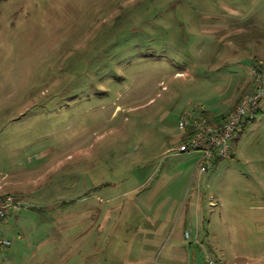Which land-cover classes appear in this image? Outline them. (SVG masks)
<instances>
[{
    "label": "rangeland",
    "instance_id": "1",
    "mask_svg": "<svg viewBox=\"0 0 264 264\" xmlns=\"http://www.w3.org/2000/svg\"><path fill=\"white\" fill-rule=\"evenodd\" d=\"M262 57L264 0H0V264H264V101L204 177L172 151Z\"/></svg>",
    "mask_w": 264,
    "mask_h": 264
},
{
    "label": "built area",
    "instance_id": "2",
    "mask_svg": "<svg viewBox=\"0 0 264 264\" xmlns=\"http://www.w3.org/2000/svg\"><path fill=\"white\" fill-rule=\"evenodd\" d=\"M253 75L257 77L255 91L246 95L240 102L236 111L221 125H209L205 119H197L194 122L193 133L188 143L180 146L178 153H190L200 155L198 170L208 173L214 166L224 160L233 158V142L240 132L247 118H253L264 100V73H259L252 68ZM191 123L189 114L181 117L179 126L187 131ZM23 206V201L15 196H7L0 200V220L5 219L14 209ZM0 246L11 247L12 242L0 236ZM206 264H219L208 256Z\"/></svg>",
    "mask_w": 264,
    "mask_h": 264
},
{
    "label": "trees",
    "instance_id": "3",
    "mask_svg": "<svg viewBox=\"0 0 264 264\" xmlns=\"http://www.w3.org/2000/svg\"><path fill=\"white\" fill-rule=\"evenodd\" d=\"M259 63H257V64H255V65H253V68H255L256 70H257V72H259V73H264V59L263 58H261V60L260 61H258ZM254 88H255V85H254ZM251 89L248 93H243L240 97H239V99L237 100V102H236V104H235V106H234V108H233V110L230 112V113H228V114H225V115H219V116H210L207 112H200V111H194V112H189V113H186V114H189L190 116H191V123H192V125L190 126V128L187 130V131H184V135H183V137H182V139H181V145H183V144H185V143H188L189 142V140L191 139V135H192V131H193V128H194V122L197 120V119H205L207 122H208V124L209 125H212V126H218V125H221V124H223L224 122H226L230 117H231V115L236 111V109L238 108V106H239V104H240V102L242 101V99L246 96V95H248V94H252V93H254V91H255V89ZM264 101V100H263ZM262 106L263 105H261V107L257 110V112L255 113V116L251 119V118H247V120L244 122V124H243V127H245L251 120H254V119H256V117L262 112ZM186 114H184V115H186ZM242 127V128H243ZM241 128V129H242ZM241 132V131H240ZM240 132L236 135V138H235V140H234V142H233V148H234V145H235V141L238 139V136H239V134H240ZM7 197V195L6 196H3V197H1L0 198V200L1 199H4V198H6ZM16 197V196H15ZM16 198H18V199H21L20 197H16ZM11 214V213H10ZM9 214V215H10ZM9 215L5 218V219H3V220H0V236L2 237V238H5L6 239V237H5V234H4V231H3V225L5 224V222H6V220L8 219V217H9ZM10 241V240H9ZM2 247V246H1ZM5 248V247H4ZM6 248H9V247H6Z\"/></svg>",
    "mask_w": 264,
    "mask_h": 264
},
{
    "label": "crops",
    "instance_id": "4",
    "mask_svg": "<svg viewBox=\"0 0 264 264\" xmlns=\"http://www.w3.org/2000/svg\"><path fill=\"white\" fill-rule=\"evenodd\" d=\"M263 58V57H262ZM172 151L173 152H175V156H181V154L180 153H178V151L177 150H173L172 149ZM219 164V162L216 164V166ZM196 172H198L199 174V177H204L205 175H207V173H201L199 170L198 171H196ZM196 172H195V174H194V176L193 177H198L197 176V174H196ZM190 175H192L191 174V172L188 170H186V171H184L183 173H181L180 174V176H182L183 178L184 177H189ZM221 200L222 199H220V202H221ZM200 204H202V201H200V198H198L197 200H196V203L193 201V202H191L190 203V205H189V207L191 206V207H193V206H196V207H199L200 206ZM214 205V203L213 202H211V206H213ZM156 230L158 229V228H155ZM158 231V230H157ZM157 231H155V232H157ZM154 232V233H155ZM157 233H155V236L157 237ZM155 237V238H156ZM152 239H154V238H152ZM146 240V239H145ZM196 245L197 246H199L200 247V250L202 249L206 254H207V257L208 256H211V254H210V252H214V250H217L218 248L215 246V244H208V243H205V241L204 242H202L201 241V239L200 238H197V241H196ZM175 248H173V250H174ZM174 254L176 255V253L174 252ZM218 262H219V264H230V263H228V261L227 260H221V259H219V260H217Z\"/></svg>",
    "mask_w": 264,
    "mask_h": 264
}]
</instances>
